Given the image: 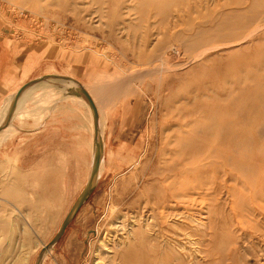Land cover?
<instances>
[{"label":"rangeland","instance_id":"rangeland-1","mask_svg":"<svg viewBox=\"0 0 264 264\" xmlns=\"http://www.w3.org/2000/svg\"><path fill=\"white\" fill-rule=\"evenodd\" d=\"M0 113V264H264V0H0Z\"/></svg>","mask_w":264,"mask_h":264},{"label":"bare ground","instance_id":"bare-ground-1","mask_svg":"<svg viewBox=\"0 0 264 264\" xmlns=\"http://www.w3.org/2000/svg\"><path fill=\"white\" fill-rule=\"evenodd\" d=\"M58 81H62V82H67V79H62V78H58ZM68 82H71V83H73V84H75V86L77 85V83H75L74 81H72V80H68ZM41 83V82H40ZM39 84V83H38ZM35 85H37V84H35ZM35 85H33V86H35ZM47 85H48V83H47ZM63 88V87H62ZM72 89V88H71ZM28 92V91H27ZM67 92V91H66ZM73 93V92H72ZM75 93V92H74ZM68 95V94H67ZM70 95V94H69ZM72 95V94H71ZM22 96V94H20V97ZM19 97V98H20ZM24 98V97H23ZM15 99L13 98L12 99V102H11V104H10V107L8 108V112L7 111H3V112H6V113H8V115L6 114V113H3L4 115H3V117L4 116H6L7 115V119L6 120H8L9 119V117L13 114V112H14V109H15V105H16V102L14 101ZM20 100V99H19ZM19 100H17V105H18V103H19ZM91 104H89L88 105V107H89V109H90V111H91V115H92V118H91V126H92V129H94V134H93V138H94V140H93V145H92V159H91V168H90V172H89V175H88V177H87V181H86V185H85V187H84V189H83V191H82V193L80 194V196H79V199H78V201L76 202V204L72 207V209H71V211H70V213H69V215H68V217H67V221L72 217V215L75 213V211L77 210V208H78V206L86 199V197L89 195V193L91 192V190L93 189V187H94V185L96 184L95 182L97 181V179H98V177H99V170H100V167H101V160H103V159H101V142H102V138H103V128H104V121H103V119H101V116H100V118L98 117L99 116V110L97 109L96 110V108H95V106H94V104H93V102L91 101L90 102ZM16 105V106H17ZM7 108V107H6ZM5 109V108H4ZM1 113H2V111H1ZM0 113V115L2 116V114ZM6 114V115H5ZM24 114V113H23ZM4 122H6V121H4ZM3 122V123H4ZM8 123V122H7ZM7 128H8V126H6ZM1 129V128H0ZM1 131V130H0ZM196 136V135H195ZM199 136V135H198ZM194 138H196V137H194ZM201 138V137H200ZM203 140V139H202ZM190 141H192V140H190ZM194 142H195V140H194ZM196 142H201V141H196ZM187 143V142H186ZM191 143H193V142H191ZM202 143V142H201ZM197 144H199V143H197ZM201 145V144H200ZM195 147H197V145H194ZM199 146V145H198ZM202 146V145H201ZM201 146H200V148H201ZM194 148V147H193ZM199 148V149H200ZM102 149H103V147H102ZM196 149V148H195ZM202 150V149H201ZM204 150V149H203ZM183 151V150H182ZM200 151V150H199ZM182 153V152H181ZM172 154V153H171ZM200 154V153H199ZM180 155H182V154H180ZM203 155V154H202ZM180 157H182V156H180ZM173 160V159H172ZM165 163H167V162H165ZM197 165V164H196ZM165 166V165H164ZM167 167V166H166ZM182 167V166H181ZM189 169V168H188ZM193 169V168H192ZM187 171V170H186ZM179 173V172H178ZM182 174V173H181ZM188 200V199H187ZM186 201V200H185ZM180 214H182V212H179ZM186 215V214H185ZM148 216V215H147ZM154 216V215H153ZM179 217V216H178ZM185 217V216H184ZM189 218V217H188ZM190 219H191V216H190ZM134 220V219H133ZM132 220V221H133ZM154 220V219H153ZM198 220V219H197ZM145 221V220H144ZM146 221H148V220H146ZM149 221H151L152 222V220H150L149 219ZM143 222V221H142ZM158 222V221H157ZM156 222V223H157ZM195 222V221H194ZM201 222H203V221H201ZM154 223V222H153ZM141 224V223H140ZM139 224V225H140ZM155 224V223H154ZM133 225V224H132ZM147 225H149V224H147ZM155 225H157V224H155ZM204 225V224H203ZM145 226H146V224H145ZM150 226V225H149ZM119 227V226H118ZM143 227H144V225H143ZM154 227V226H153ZM122 228V227H121ZM125 228H126V230L127 229H129V226H128V228L125 226L124 227V229L123 230H125ZM136 228V227H135ZM146 228V227H145ZM149 228V227H148ZM151 229H152V226L150 227ZM132 229H133V227H132ZM134 230V229H133ZM135 230H137V228L135 229ZM134 230V231H135ZM139 230V229H138ZM146 230H147V228H146ZM150 229H148L147 231H149ZM132 231V230H131ZM130 231V232H131ZM146 231V232H147ZM129 231H127V233H128ZM129 232V233H130ZM151 232V231H150ZM124 233H125V231H124ZM128 233V234H129ZM133 233V232H132ZM136 233V232H135ZM140 232L138 231V234H139ZM152 233V232H151ZM143 232H141V235L143 236ZM146 234H148V233H146ZM145 235V234H144ZM130 236H131V234H130ZM122 237V236H121ZM124 237V236H123ZM133 237V236H132ZM131 237V238H132ZM137 237V236H136ZM139 237V236H138ZM143 237H146V236H143ZM148 237V236H147ZM146 237V238H147ZM156 237V236H155ZM126 238H128V237H126ZM125 238V239H126ZM130 238V237H129ZM149 238V237H148ZM147 238V239H148ZM150 239V238H149ZM129 240V239H128ZM131 240V239H130ZM140 238H139V242H140ZM143 240L145 241V239L143 238ZM121 241H122V238H121ZM124 241V240H123ZM136 241H137V238H136ZM152 241V240H151ZM133 242H135V241H133ZM146 242V241H145ZM118 243V242H117ZM127 243V242H126ZM136 243V242H135ZM112 244V243H111ZM125 244V243H124ZM130 244V243H129ZM132 244V243H131ZM134 244V243H133ZM138 244V243H137ZM140 244V243H139ZM145 244V243H144ZM135 245V244H134ZM147 245V244H146ZM145 245V246H146ZM117 246V245H116ZM119 246H121V245H119ZM133 246V245H132ZM137 246V245H136ZM141 247L143 246L142 244L140 245ZM149 246V245H148ZM135 247V246H134ZM139 247V246H138ZM132 248V247H131ZM151 249V248H153V247H148V249ZM133 249V248H132ZM143 249H144V246H143ZM145 250V249H144ZM122 251V250H121ZM198 251V250H197ZM123 252V251H122ZM196 252V251H195ZM119 253V252H118ZM118 253H117V255H118ZM46 254V253H45ZM107 254V253H106ZM123 254V253H122ZM112 255V254H111ZM180 256V255H179ZM112 257V256H111ZM119 257V256H118ZM117 257V258H118ZM108 258H109V256H108ZM195 258H197V257H195ZM113 259V258H112ZM176 259V261H178L179 259L176 257L175 258ZM174 259V260H175ZM198 259V258H197ZM180 261V260H179ZM179 261H178V264H180L179 263ZM181 262H182V260H181ZM186 262V261H185ZM185 262H184V264H185ZM188 263V262H187ZM186 263V264H187ZM196 263H198V261L196 262ZM175 264V263H174Z\"/></svg>","mask_w":264,"mask_h":264},{"label":"water","instance_id":"water-1","mask_svg":"<svg viewBox=\"0 0 264 264\" xmlns=\"http://www.w3.org/2000/svg\"><path fill=\"white\" fill-rule=\"evenodd\" d=\"M64 227H65V224H64L63 227L61 228V232L63 231Z\"/></svg>","mask_w":264,"mask_h":264},{"label":"crops","instance_id":"crops-1","mask_svg":"<svg viewBox=\"0 0 264 264\" xmlns=\"http://www.w3.org/2000/svg\"><path fill=\"white\" fill-rule=\"evenodd\" d=\"M92 137H93V134H92ZM90 168H91V166H90Z\"/></svg>","mask_w":264,"mask_h":264}]
</instances>
